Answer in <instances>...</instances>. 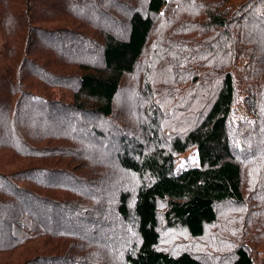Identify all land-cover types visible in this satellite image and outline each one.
<instances>
[{"label":"trees","instance_id":"obj_1","mask_svg":"<svg viewBox=\"0 0 264 264\" xmlns=\"http://www.w3.org/2000/svg\"><path fill=\"white\" fill-rule=\"evenodd\" d=\"M0 264H264V0H0Z\"/></svg>","mask_w":264,"mask_h":264},{"label":"rangeland","instance_id":"obj_2","mask_svg":"<svg viewBox=\"0 0 264 264\" xmlns=\"http://www.w3.org/2000/svg\"><path fill=\"white\" fill-rule=\"evenodd\" d=\"M177 233V232H176ZM179 233V232H178Z\"/></svg>","mask_w":264,"mask_h":264}]
</instances>
